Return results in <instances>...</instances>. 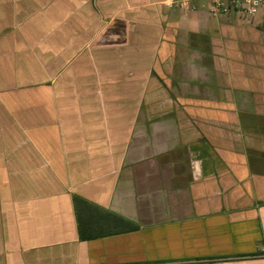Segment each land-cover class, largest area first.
I'll list each match as a JSON object with an SVG mask.
<instances>
[{
    "label": "crops",
    "instance_id": "obj_1",
    "mask_svg": "<svg viewBox=\"0 0 264 264\" xmlns=\"http://www.w3.org/2000/svg\"><path fill=\"white\" fill-rule=\"evenodd\" d=\"M0 0V264H264V11Z\"/></svg>",
    "mask_w": 264,
    "mask_h": 264
},
{
    "label": "built area",
    "instance_id": "obj_2",
    "mask_svg": "<svg viewBox=\"0 0 264 264\" xmlns=\"http://www.w3.org/2000/svg\"><path fill=\"white\" fill-rule=\"evenodd\" d=\"M194 0H177L182 8H193L191 3ZM208 12L217 16L231 11L252 19L259 12L264 11V0H202Z\"/></svg>",
    "mask_w": 264,
    "mask_h": 264
}]
</instances>
